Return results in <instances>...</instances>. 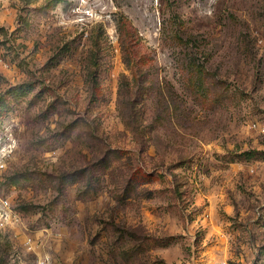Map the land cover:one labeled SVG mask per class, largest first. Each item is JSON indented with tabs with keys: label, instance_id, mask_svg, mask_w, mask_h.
<instances>
[{
	"label": "rangeland",
	"instance_id": "374dc122",
	"mask_svg": "<svg viewBox=\"0 0 264 264\" xmlns=\"http://www.w3.org/2000/svg\"><path fill=\"white\" fill-rule=\"evenodd\" d=\"M0 157V264H264V0H0Z\"/></svg>",
	"mask_w": 264,
	"mask_h": 264
},
{
	"label": "built area",
	"instance_id": "2783aa9c",
	"mask_svg": "<svg viewBox=\"0 0 264 264\" xmlns=\"http://www.w3.org/2000/svg\"><path fill=\"white\" fill-rule=\"evenodd\" d=\"M4 166V161L0 157V168ZM19 214L10 204V201L7 197H0V228L5 227L6 225H14L19 221ZM29 241V239L27 240ZM37 264H43L39 262Z\"/></svg>",
	"mask_w": 264,
	"mask_h": 264
},
{
	"label": "trees",
	"instance_id": "16d2710c",
	"mask_svg": "<svg viewBox=\"0 0 264 264\" xmlns=\"http://www.w3.org/2000/svg\"><path fill=\"white\" fill-rule=\"evenodd\" d=\"M249 152H250V151H249ZM249 152L246 151V153H248V154H249Z\"/></svg>",
	"mask_w": 264,
	"mask_h": 264
}]
</instances>
